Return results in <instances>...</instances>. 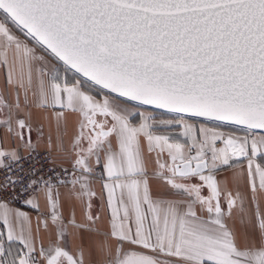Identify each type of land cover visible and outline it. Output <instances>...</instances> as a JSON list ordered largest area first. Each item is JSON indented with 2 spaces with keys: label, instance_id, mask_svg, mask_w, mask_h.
Listing matches in <instances>:
<instances>
[{
  "label": "snow or ice",
  "instance_id": "1",
  "mask_svg": "<svg viewBox=\"0 0 264 264\" xmlns=\"http://www.w3.org/2000/svg\"><path fill=\"white\" fill-rule=\"evenodd\" d=\"M0 13V264H264V0H0ZM69 72L182 117L157 124ZM34 119L55 123L70 168L25 169L33 130L43 138ZM237 168L247 195L217 179ZM69 230L91 245L69 251Z\"/></svg>",
  "mask_w": 264,
  "mask_h": 264
},
{
  "label": "crops",
  "instance_id": "2",
  "mask_svg": "<svg viewBox=\"0 0 264 264\" xmlns=\"http://www.w3.org/2000/svg\"><path fill=\"white\" fill-rule=\"evenodd\" d=\"M0 22H5L3 13H0ZM8 23H9V26L14 31V33L21 40L28 42L30 47L34 46V42L28 41V38L24 35L23 32L19 31L18 29H15V27L12 26L10 24V22H8ZM35 47H36L37 55H43L46 59H50V60L54 59V58H51L50 54L47 51H45L44 49H42L41 47H39V46H35ZM60 67L63 68V65L61 64ZM5 76H6V69L0 68V91L4 90ZM67 76H68L69 79H71L73 77H77L78 79L84 81L85 89L89 90L92 95L97 97V99L102 100L106 94L110 95V96H112L114 101H116V102H118V103H120L122 105H128L129 108H131L133 110H137L138 109L139 112H143L145 114H150L152 116L153 122H155L157 124H159L162 121L178 120V119H180L182 117V116L175 115V114H170V113L155 112L152 109L135 105V104L130 103L128 101L122 100V99H120V98H118L116 96H113V95H111L109 93H106V92L100 90L99 88H97L95 86H93L92 88H89L88 86H89L90 83L85 81V80H83L82 78H80L78 75H76L73 72H69L67 74ZM12 100H13V96L11 95L10 90H9V95H8L9 103H11ZM21 103H23L22 99H21ZM183 119L188 120L189 122H193V121L196 122L198 127H199L200 124H208L210 126L213 125V122H209V121L196 120V119H191V118H186V117H183ZM75 120H76L75 116H73L71 114L68 116L67 134L64 135V137H63L64 145H65L66 149L69 147V144H70L71 136L73 134ZM134 122L135 123H139L138 117L134 118ZM33 124H34V128H35V126L37 124H42L43 125V138L42 139H40L39 141L37 140V133L35 132V130H33L32 134H31L32 141L37 144V149L38 150H40V149H47L48 150L47 142H48L49 136H51L52 146H53L51 152H52V156H53L54 161L56 163H58V164L63 165V166L70 167V161L67 158V156L66 155H62V154H58L57 151H56L57 130H56L55 123L53 121H40V120L34 119ZM222 129L224 131H231L233 129V127L227 126V125H223ZM243 131H244L243 129H239L237 131V134L242 135ZM173 134H176V132L174 131ZM257 134L259 135L260 133H257ZM0 135H2V133H0ZM3 146L4 147H8L9 145L7 143H5ZM239 170L240 169L237 168V169H229L227 171H222V172H220L218 174L217 179L218 180H224V179L227 178L229 180L228 187H229L230 190L233 191V193H235L237 190H239L242 195H247L248 194L247 193V188H246V186H245V184L243 182H240L239 184H233L232 181H231V177H232L233 173L237 172ZM94 190L97 192V199L94 200V202H93V205H94L93 206V212L101 213V217L102 218H101L100 221L97 222V226L100 227L101 229H103V228L106 227L107 215H106V213L103 212L102 208L100 207L101 200L99 199V195H100V192H101V186H100V182L99 181H94ZM61 191L63 192L64 189H61ZM262 203H264V201H262ZM41 204H43V201H41ZM11 207L18 208L21 211H24V212L28 213L31 216L32 227H33V231L35 232L37 213L33 209L25 206L24 204L19 206V207H15V206H11ZM67 214H68V208H67V205H66V207H65V215L67 216ZM234 215L237 216V220H238V214L234 213ZM80 218H81L80 210H79V208H77V219H80ZM236 226L239 229L240 225H239L238 222H237ZM39 239L43 241L45 246H47V244L49 242V239H55V235L53 234V235L50 236L49 233L41 231ZM91 240H92V238L89 236V234L85 233L84 234V240L82 242L77 236L72 234L71 230H69V233L65 237L64 243H65V246L67 247V249L69 251L75 253L77 248L81 246V243H83L84 247L87 249L91 245ZM98 259H99V257L96 256V255H93V257H91V260H93V261L98 260ZM85 264H89V257L87 255L85 256Z\"/></svg>",
  "mask_w": 264,
  "mask_h": 264
},
{
  "label": "built area",
  "instance_id": "3",
  "mask_svg": "<svg viewBox=\"0 0 264 264\" xmlns=\"http://www.w3.org/2000/svg\"><path fill=\"white\" fill-rule=\"evenodd\" d=\"M33 155L35 156V160L22 161L25 169H28L32 163H35L38 169L42 168L44 174L48 175L50 174L48 171L50 168H55L56 171L59 172L61 167H66L61 164L56 163L53 159L52 152H49L47 149H40V150L37 149L36 153H34ZM49 161H52V162L50 163ZM66 168H70V167H66ZM4 175L5 173L3 171H0V180L4 178ZM21 205H23L22 201L13 203L11 206L19 207Z\"/></svg>",
  "mask_w": 264,
  "mask_h": 264
},
{
  "label": "water",
  "instance_id": "4",
  "mask_svg": "<svg viewBox=\"0 0 264 264\" xmlns=\"http://www.w3.org/2000/svg\"><path fill=\"white\" fill-rule=\"evenodd\" d=\"M73 73H74V72H73ZM75 74H76V73H75ZM76 75L79 76V74H76ZM79 77L82 78L83 80L87 81L86 78H84V77H82V76H79ZM87 82H88V81H87ZM89 83H90V82H89ZM95 87L99 88L98 86H95ZM99 89L102 90V91H104V92H106V93H108L107 90H105V89H101V88H99ZM109 94H111V93H109ZM111 95L115 96V94H111ZM116 97H117V96H116ZM118 98H120V99H122V100H125V101H128L126 98H123V97H118ZM128 102L133 103V104L138 105V106H141V107L149 108V109H152V110H155V111L164 112V113H170V114H175V115L182 116V114L172 113V112H169V111H167V110H165V109H158V108H155V107L150 106V105H139V104H136V103L133 102V101H128ZM183 117L191 118V119H196V120H202V119H200V118H193V117H188V116H183ZM203 121H204V120H203ZM227 126H231V125H227ZM231 127H233V126H231ZM257 133H260V130H257Z\"/></svg>",
  "mask_w": 264,
  "mask_h": 264
},
{
  "label": "trees",
  "instance_id": "5",
  "mask_svg": "<svg viewBox=\"0 0 264 264\" xmlns=\"http://www.w3.org/2000/svg\"><path fill=\"white\" fill-rule=\"evenodd\" d=\"M153 111H155V110H153ZM155 112H159V111H155Z\"/></svg>",
  "mask_w": 264,
  "mask_h": 264
}]
</instances>
